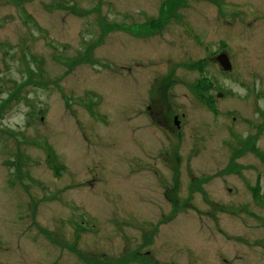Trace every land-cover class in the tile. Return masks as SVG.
<instances>
[{"label":"rangeland","instance_id":"rangeland-1","mask_svg":"<svg viewBox=\"0 0 264 264\" xmlns=\"http://www.w3.org/2000/svg\"><path fill=\"white\" fill-rule=\"evenodd\" d=\"M177 1L0 0V264H264V0Z\"/></svg>","mask_w":264,"mask_h":264},{"label":"trees","instance_id":"trees-1","mask_svg":"<svg viewBox=\"0 0 264 264\" xmlns=\"http://www.w3.org/2000/svg\"><path fill=\"white\" fill-rule=\"evenodd\" d=\"M182 1L183 0L177 1V4L175 3V5H173V6L179 5ZM191 66H195L194 63ZM202 67H203V65L202 66L200 65V68H202ZM200 70H202V69H200ZM197 84H198L197 86H199L198 87L199 89H196V90L197 91L199 90L198 92L200 93V97L212 108V106L214 105V102H215L214 96L212 94V90H215V88H217V87H215V83L212 82L211 79L203 78L202 80H199L197 82ZM254 150L257 153L255 148H254Z\"/></svg>","mask_w":264,"mask_h":264},{"label":"water","instance_id":"water-1","mask_svg":"<svg viewBox=\"0 0 264 264\" xmlns=\"http://www.w3.org/2000/svg\"><path fill=\"white\" fill-rule=\"evenodd\" d=\"M217 60L221 64V66L224 68V70L227 72L228 70H232V66L230 65V59L229 56L226 53H221L218 55ZM176 124H178L176 122Z\"/></svg>","mask_w":264,"mask_h":264}]
</instances>
